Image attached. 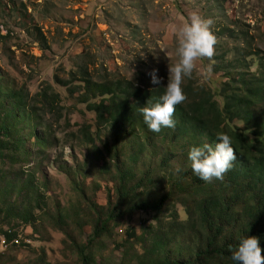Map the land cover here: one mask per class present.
<instances>
[{
  "label": "trees",
  "instance_id": "trees-1",
  "mask_svg": "<svg viewBox=\"0 0 264 264\" xmlns=\"http://www.w3.org/2000/svg\"><path fill=\"white\" fill-rule=\"evenodd\" d=\"M40 36L43 41L45 38ZM6 38L0 34V41ZM250 49L249 44L243 49L244 58L252 55L247 51ZM221 55L216 57L220 59L217 68L227 75L219 90L222 104L205 83H196L191 78L183 81L186 99L176 105L175 128H162L159 133L144 124L140 109L163 94L164 83L149 86L123 78L94 79L88 65L70 72V79L55 76L56 83L66 87L71 96L77 94V102L85 104L86 110L95 115L94 132L82 125L79 144H95L106 128L113 137L111 146L107 139L103 144L108 158L92 147L95 158L103 160L98 170L112 172L108 181L114 187L112 191L108 189L105 204L94 201L87 204L88 221L81 219L83 209L80 210L78 202L66 209L60 203L49 207L48 182L38 176L46 149L57 146L50 125L39 111H56L60 95L50 84L30 98L21 89H10L5 93L7 104L0 103L2 222L10 224L20 219L24 224H33L39 218L47 220L66 234L80 264H98L94 252L100 247L99 241L111 234L120 219L136 211L151 212L155 222L142 225L140 233L134 226L126 228L125 239L117 244L118 264H233L232 253L240 239L248 235L258 236L264 249V71L261 68L250 71L251 62L247 59L235 70L231 69V64L223 65ZM221 134L231 138L237 158L223 180L202 181L192 173L187 152L193 145H214ZM130 136L135 141L126 151L121 140ZM37 156L41 157L39 163ZM145 158L148 162L136 173L133 164ZM178 160L185 165L175 173L173 163ZM50 163L65 172L83 198L85 192L77 176L86 172L80 164L74 167L67 161L60 164L58 157ZM175 203L181 205L185 217H180ZM69 220L81 231L85 224L90 225L85 241H77L67 231ZM8 230L0 229L1 237L8 242L6 247L17 236L15 231ZM136 245L144 249L139 251Z\"/></svg>",
  "mask_w": 264,
  "mask_h": 264
},
{
  "label": "rangeland",
  "instance_id": "rangeland-1",
  "mask_svg": "<svg viewBox=\"0 0 264 264\" xmlns=\"http://www.w3.org/2000/svg\"><path fill=\"white\" fill-rule=\"evenodd\" d=\"M194 12L213 21L211 31L216 44L214 55L198 59L191 77L183 81L191 78L196 83H205L222 104L219 90L227 75L217 68L216 63L220 61L217 56L222 54L223 65L231 64V69L247 59L251 62L250 71L258 68L264 71V0H0V34L7 37L0 41V103L7 104L5 93L10 89H21L30 98L50 84L60 95L56 111H39L56 137L53 141L57 142V146L46 149L45 158L39 164L38 176L49 185V207L60 203L66 209L78 202L80 210L83 209L81 219L86 220L87 204L91 201L105 204L108 189L112 191L114 187L113 182L108 181L112 172L98 170L103 160L92 154V147H96L108 158L103 144L107 139L108 146L112 145L111 130L102 129L101 138H96L93 145L79 144L80 127L89 126L90 132H94L95 115L86 110L85 104L77 102V94L71 96L66 87L56 83L55 76L70 79V72L88 65L94 79L107 76L153 86L150 73L155 70L161 83L167 85L168 67L178 62L177 29ZM40 35L45 38L43 41ZM248 44L251 49L247 51L252 55L244 58L243 49ZM234 122L243 127L241 122ZM133 140L132 136L121 140L126 151ZM57 157L60 164L64 161L72 167L80 164L86 172L77 176L85 192L83 198L65 172L51 165L50 160ZM40 160L37 156L36 162ZM147 162L145 158L134 163L136 173ZM184 165L182 160L175 161L174 172ZM174 207L180 217H185L180 204L175 203ZM2 221L0 218V229L15 231L17 236L5 248L0 234V264H80L66 234L47 220L39 218L33 224H24L20 219L10 224ZM69 221L67 231L72 232L77 241H85L90 225L85 224L81 231ZM154 222L151 212L125 215L112 227L111 234L103 237L102 243L99 241L100 247L94 252L98 264H118L117 244L125 239L127 227L134 226L140 233L142 225ZM136 249L144 248L136 245Z\"/></svg>",
  "mask_w": 264,
  "mask_h": 264
},
{
  "label": "clouds",
  "instance_id": "clouds-1",
  "mask_svg": "<svg viewBox=\"0 0 264 264\" xmlns=\"http://www.w3.org/2000/svg\"><path fill=\"white\" fill-rule=\"evenodd\" d=\"M212 23L211 19H205L194 12L189 20L177 29L178 62L168 67V82L163 94L156 101L149 102L140 109L143 122L150 131L159 133L162 128H175L176 121L173 119V114L176 105L186 99L181 87L184 78L191 77L198 59L211 58L214 55L216 37L211 31ZM150 76L152 84L161 83L155 70ZM236 158L231 138L227 134L219 135L214 145L209 143L193 145L187 152L192 173L205 182H212L214 179L223 180L225 173L233 167ZM176 171L180 172L181 169L177 168ZM2 243L5 247L8 245L5 237L2 238ZM262 251L264 249L260 246V238L248 235L240 239L231 260L233 264H264Z\"/></svg>",
  "mask_w": 264,
  "mask_h": 264
}]
</instances>
